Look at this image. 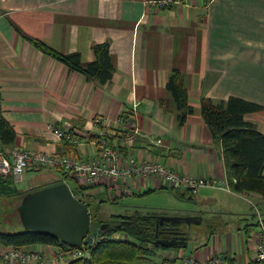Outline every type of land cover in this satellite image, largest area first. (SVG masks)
I'll return each instance as SVG.
<instances>
[{"label": "crops", "instance_id": "0c3cea01", "mask_svg": "<svg viewBox=\"0 0 264 264\" xmlns=\"http://www.w3.org/2000/svg\"><path fill=\"white\" fill-rule=\"evenodd\" d=\"M201 1L189 0L178 7L161 9L147 4V0H0V111L15 130L10 146L89 157L92 150L88 141L74 145L57 139L47 125L54 123L89 136L96 129L91 121L94 114H102L115 124L120 114L135 108L138 128L162 140V145L155 146L138 138L135 142L138 160L161 159L181 174L224 177L231 189L222 147L212 139L201 116L200 98L218 102L238 96L260 104L262 108L257 113L248 112L244 119L264 131V0ZM20 31L59 52H78L83 63L93 60V44L108 42L114 67L111 78L99 84L69 69L35 48ZM172 69L181 72L188 102L193 107L182 124L177 121L176 103L166 89ZM29 171L25 170L10 184H3L14 189L12 192L0 183V193L15 196L18 206L30 192L57 183L52 180L24 190L12 187L26 177L36 179ZM65 183L83 201L73 193V186ZM128 183L131 195L163 188L187 194L186 190L161 184L151 176L136 177ZM98 188L95 190L98 197L106 193L114 199L122 194L121 190L107 193L102 191L104 186ZM211 189L218 190L200 186L188 195L190 198L197 194L195 202H204L215 194ZM242 194L256 195L260 205L264 203L259 194ZM6 199L12 200L8 197L4 202ZM17 205L18 220L15 216L9 218L14 215L13 205L9 212H0L1 231L22 228ZM208 217L206 243L196 246L192 254L203 259L214 253L232 252L242 264L247 262L252 252L255 220L242 219L241 227L250 244L243 239L238 244L236 237L233 242L232 235H228L227 243L223 236L212 232L211 245V216ZM90 230L89 222L88 233ZM38 244L46 254L59 249ZM8 247L0 243V251ZM159 256L162 257L159 261L151 257L135 264H168L166 259L174 257L170 253Z\"/></svg>", "mask_w": 264, "mask_h": 264}, {"label": "trees", "instance_id": "16d2710c", "mask_svg": "<svg viewBox=\"0 0 264 264\" xmlns=\"http://www.w3.org/2000/svg\"><path fill=\"white\" fill-rule=\"evenodd\" d=\"M160 8L165 9L169 6ZM20 33L44 54L61 61L71 70L95 79L99 84L107 82L112 76L114 67L106 41L93 44V60L83 63L78 52L62 53L37 37L22 31ZM166 89L176 103L177 121L182 124L187 115L192 113L193 107L188 102L187 88L179 70L172 69L166 82ZM261 108L260 104L238 96H228L218 102H213L209 97L200 98L201 116L210 130L212 139L219 142L222 147L232 190L254 192L264 198V131L258 130L252 122L244 119V114ZM14 138L13 126L0 111V142L9 146ZM59 178L61 181L66 179L60 175ZM8 180L11 181L9 178L0 177L4 189L12 192V189L3 185ZM81 189V186L73 181V193H80ZM150 191L153 190L147 192ZM86 198H90V195H86ZM83 201L86 202L84 199ZM158 214L162 212L143 213L135 210L130 214L113 215L106 221L96 223L99 239L85 245L89 254L60 264H135L149 261L156 249L170 247L155 243V239L166 236L163 234H166L165 230L180 229V224L164 222L156 225ZM0 243L14 247L46 243L58 246L59 249L68 246L54 234L22 228L15 231L0 230ZM176 247L180 248L183 245ZM166 261H169L168 264L174 263L173 259Z\"/></svg>", "mask_w": 264, "mask_h": 264}, {"label": "built area", "instance_id": "2783aa9c", "mask_svg": "<svg viewBox=\"0 0 264 264\" xmlns=\"http://www.w3.org/2000/svg\"><path fill=\"white\" fill-rule=\"evenodd\" d=\"M189 0H147V4L154 7L178 5ZM135 108L120 114L115 124H112L102 114H94L91 118L96 127L91 135L83 136L65 127L49 123L47 126L60 140L78 145L88 141L92 153L89 157H80L72 152L28 151L15 146H5L0 142V177L12 175L18 178L25 170L46 168L55 171L60 176L71 178L81 189L82 195H97L95 190L103 187V192L113 193L121 190L122 194H130L132 189L129 180L151 176L161 184L180 187L186 191H195L200 186L225 188V178L212 176H193L181 174L161 159H137L135 142L138 138L146 139L150 145H162L160 138H153L141 131L134 118ZM128 183V184H127ZM93 190V191H92ZM255 216V230L251 233V257L243 264H264V217L258 205L250 203ZM88 236L92 241L99 239L96 226L90 230ZM250 239V238H249ZM86 244L68 245L65 250L56 254L43 253L38 243L23 247L9 246L0 251V264H60L79 257L87 256L89 251ZM172 264H242L232 252L214 253L199 259L194 254L185 255L180 252L173 258Z\"/></svg>", "mask_w": 264, "mask_h": 264}, {"label": "rangeland", "instance_id": "374dc122", "mask_svg": "<svg viewBox=\"0 0 264 264\" xmlns=\"http://www.w3.org/2000/svg\"><path fill=\"white\" fill-rule=\"evenodd\" d=\"M207 1L209 0H202L201 2L206 3ZM183 3L178 5L172 4L169 6V8L178 7ZM255 112L257 113L258 111ZM29 173L35 174L36 179L26 177L22 183L13 184L12 187L17 190H24L41 187L50 183L52 180H54V182H61L59 174L46 168L34 169L29 171ZM12 177V175H8L6 178L12 180ZM65 180V182H68L69 186L72 188V181L74 180H71V178H66ZM6 184H10V181L8 180ZM80 186L81 188L85 189L82 185ZM212 188H216L218 190L211 189V193H215L211 195V199H206L204 202L198 203L195 202V197L197 194L196 196H191L189 198V192H185L187 194L184 195L180 193L179 189L170 190L168 188L143 192L140 194L136 193L135 195L121 194L116 196L114 199H112L111 195L108 197L106 193H102V195L99 194V197L96 195H90V198H86V195L81 194V190L80 193H76V195L78 196L79 194L80 198H83L86 201L85 203L87 204L90 214V229H92L96 223L106 221L113 215L130 214L135 210L143 213L156 211L162 212L163 214L165 213L166 215L174 216H188L194 213L198 214L201 217V222L189 224L180 223L181 231L187 236V243L183 245L184 250L180 247L181 249L178 251L179 248L176 247V245L158 248L156 253L152 255V259L159 261L162 259V257L159 256L160 253H170L171 256H175L180 252H183L185 255H191L193 249L196 246L202 245L203 242L206 243V233L208 232L207 229L210 222V218L208 216H211V245L213 244L212 232H215L216 235L221 237L223 236V239L227 243L228 235H232L234 240L233 242H235L234 237H236L238 244L240 243L241 239L244 241L247 240L248 244H250L248 234H246L244 229L241 227V225L244 223L242 219L245 218L248 220V222H254L255 220L252 206L246 198H249L251 201L256 203L258 208L260 207L259 209L263 217L264 203L260 205L261 201L256 197V195L251 196L249 194H242V192H237L235 190L232 191V188L230 189L229 184H226L225 188ZM88 189L89 188L85 190ZM8 197H11L12 200L6 199L7 201L4 202V199ZM14 197L15 196H6L0 193V212H9L11 205H13V208L15 209L13 212L14 215L12 217L10 216L9 218L12 219L15 216V218L18 220L17 211L15 208L18 204V201L14 199ZM9 215H11V213ZM2 219L3 216L0 214V220ZM58 252L59 249H57L55 252H52L51 254H56ZM60 261L63 262L62 260Z\"/></svg>", "mask_w": 264, "mask_h": 264}, {"label": "water", "instance_id": "95a60500", "mask_svg": "<svg viewBox=\"0 0 264 264\" xmlns=\"http://www.w3.org/2000/svg\"><path fill=\"white\" fill-rule=\"evenodd\" d=\"M18 215L24 230L54 234L71 246L91 243L88 236L90 214L87 204L76 198L65 182H57L30 192L18 206ZM200 221L198 214L156 215V225L164 222L189 224ZM155 243L162 246H182L187 243V236L180 230L171 231L169 236L156 238Z\"/></svg>", "mask_w": 264, "mask_h": 264}, {"label": "flooded vegetation", "instance_id": "af4514ba", "mask_svg": "<svg viewBox=\"0 0 264 264\" xmlns=\"http://www.w3.org/2000/svg\"><path fill=\"white\" fill-rule=\"evenodd\" d=\"M180 231H181V229H179ZM171 231V229L170 230H165L164 232H166V234L165 233H163L164 235H169V232ZM168 232V233H167Z\"/></svg>", "mask_w": 264, "mask_h": 264}, {"label": "bare ground", "instance_id": "6f19581e", "mask_svg": "<svg viewBox=\"0 0 264 264\" xmlns=\"http://www.w3.org/2000/svg\"><path fill=\"white\" fill-rule=\"evenodd\" d=\"M65 244H66V243H65ZM65 249H66V247H65ZM65 249H62V248H61V249H59V250H65Z\"/></svg>", "mask_w": 264, "mask_h": 264}]
</instances>
